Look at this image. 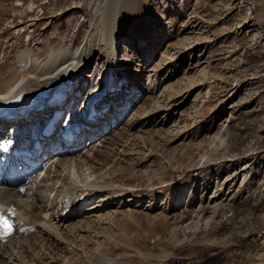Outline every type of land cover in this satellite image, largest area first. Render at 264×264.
<instances>
[{
    "label": "rangeland",
    "instance_id": "1",
    "mask_svg": "<svg viewBox=\"0 0 264 264\" xmlns=\"http://www.w3.org/2000/svg\"><path fill=\"white\" fill-rule=\"evenodd\" d=\"M112 34L107 53L101 45ZM166 35L138 79L147 94L95 147L104 161L95 178L115 186L87 200L75 195V205L91 199L92 207L70 218L59 244L1 241L8 253L0 264L19 262L14 256L24 264H264V0H0V80L27 52L41 62L98 47L80 78L100 94L116 51L118 64L134 70L142 56L132 47ZM100 133L84 136L80 152ZM67 171L44 199L52 200L49 216L62 213L56 190Z\"/></svg>",
    "mask_w": 264,
    "mask_h": 264
},
{
    "label": "bare ground",
    "instance_id": "2",
    "mask_svg": "<svg viewBox=\"0 0 264 264\" xmlns=\"http://www.w3.org/2000/svg\"><path fill=\"white\" fill-rule=\"evenodd\" d=\"M120 31L124 35L125 40L132 35L129 28L123 24ZM148 34L149 32L147 31L145 37H147ZM151 34L152 33L149 35ZM168 37L169 36L166 35L158 38L156 41L154 36H151L150 39H144L143 41L137 42L132 48H135L142 56V61L134 70H131L127 64H118L120 61L115 60L117 51L116 55H113V59L109 60L107 57L106 62L109 60L108 65L110 66L114 63L117 69L110 67L111 70L114 71V75L112 77L106 76L103 80L101 79L102 84L100 94L93 93L91 91V85L87 86L84 84L81 88L82 80L80 78L82 67L88 63L86 60L95 54H101V50L98 47H93L90 52H87V50L84 49L75 52H72V49L61 50L48 54L47 58L41 62L38 59H34L31 52H27L25 57H19V65L14 70L13 74L0 80V138L2 139L3 145H8L9 140L20 139L19 135L23 131H31L32 129L38 128L39 125L37 121L39 120H35L38 111H41L42 109L45 110L51 106V112H54L64 109L67 105L66 103H68L69 106V99L67 97L69 92H72L74 95L70 100H75L76 97L78 100L72 108V117L75 119L72 128L74 129L77 126L76 131L79 140L84 136L89 138L90 141L94 139L92 132L95 129L97 131L101 130L100 134L102 136L101 139L98 140H101V142L97 141L98 144L95 142L96 144L92 148L85 151L83 150L84 152H80L82 150V145L80 143H77V145H74L72 148L64 152V155L58 159V163L56 162V165H52V167L45 171V177L42 181L40 183H35L32 188L26 186V191L24 193L10 187H0V208L6 209L9 206L15 207L16 212L18 213V221L25 228L23 233H19L7 240L8 243L9 241L17 240L18 242H16L20 243L18 245L23 249V242H28L36 237H44L43 239H46L47 242L52 240L59 244L62 242L59 238L61 234L63 235L61 229L67 225L70 218L74 214L76 215L84 211L86 207L90 208L91 206V199L86 205L77 203L75 205V195L81 192L82 195H85V200H87L89 197H96L105 192L107 187L115 186L113 184H107L104 182L105 180L98 181V178H95V170L97 167L103 166L102 162L104 163L102 158L97 157L96 153H98V149L95 150V147L105 143V139H109V137L105 138L104 136L106 135V132L108 133L122 124L121 117L127 107L132 105L136 99L147 94V89H143L144 86L139 83L138 79L140 77L141 81V77H144L142 73L144 66L155 57L156 52L153 53L154 47L156 48L159 47V45H162V42ZM101 46H104L102 49L107 53L110 51L114 52L116 46L115 35L112 34L110 44L109 42H106ZM126 55L127 53L123 54V56ZM81 58L85 59L86 62L82 63L83 61L80 60ZM92 76H94V74ZM84 87H87V89H84ZM137 89L139 90V95L135 92ZM140 94L142 95L140 96ZM52 100L53 104H51ZM120 100L122 101L120 102ZM78 102V105L80 106L82 104V107L77 106ZM124 104H127L125 108H121ZM76 109H79L81 116L77 114ZM68 111L71 112L70 106L67 112ZM109 115H111L110 120L108 118ZM10 116L15 118L19 117L22 123L20 125L12 123L13 125L11 126L3 125L2 123L9 121L8 118ZM81 118V123L84 126L82 125L78 128L79 120ZM106 121H108V123L105 124V126H102V122ZM98 124H100L101 128H99L100 126L98 127ZM30 135H33V131L30 132ZM22 141L26 142L24 138H22ZM55 144L56 142H49L47 147L52 148ZM93 150H95V152L94 154H91ZM85 167L87 169H85ZM63 168L68 171L64 175V181H61L62 184L56 190L58 193L56 205H59L62 208V213L60 215H55L56 213L52 212L49 216L51 211L49 207L52 204V200H50L49 205H47L44 199L47 198V192L54 186L52 184L58 183L59 180L63 178L61 175V170ZM89 169H93V171L86 173ZM76 172H80L81 175H79L77 179H74L73 175L76 174ZM106 178L107 176L104 174L101 176V179ZM49 183L51 186H49ZM27 185L30 186V183ZM53 191H55V189ZM32 210L35 212L33 213ZM43 213H46L45 217L43 216ZM103 217L104 216L99 217V221L102 220ZM69 226L68 223L65 230L69 229ZM84 227V225H81L79 228H76L77 230L79 229L78 231L87 232L84 230ZM34 229V232L40 233L39 236H36V234L34 235L32 231ZM61 240H63V237ZM65 240L69 241V238L66 237ZM7 253L8 251L4 249L3 252L0 253V256L6 258L5 256ZM14 257L19 261L13 262L14 264H24L21 259H18L16 256ZM3 258H0L1 263L7 261L3 260ZM13 263L11 262V264Z\"/></svg>",
    "mask_w": 264,
    "mask_h": 264
},
{
    "label": "crops",
    "instance_id": "3",
    "mask_svg": "<svg viewBox=\"0 0 264 264\" xmlns=\"http://www.w3.org/2000/svg\"><path fill=\"white\" fill-rule=\"evenodd\" d=\"M131 13V12H130ZM147 33V32H146ZM142 37H145V35H142Z\"/></svg>",
    "mask_w": 264,
    "mask_h": 264
},
{
    "label": "snow or ice",
    "instance_id": "4",
    "mask_svg": "<svg viewBox=\"0 0 264 264\" xmlns=\"http://www.w3.org/2000/svg\"><path fill=\"white\" fill-rule=\"evenodd\" d=\"M9 228H10V226H9Z\"/></svg>",
    "mask_w": 264,
    "mask_h": 264
}]
</instances>
